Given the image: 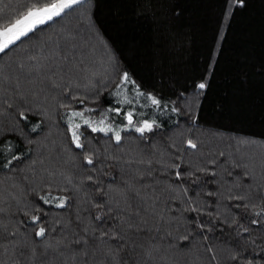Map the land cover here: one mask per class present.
Returning a JSON list of instances; mask_svg holds the SVG:
<instances>
[{"label": "trees", "instance_id": "trees-1", "mask_svg": "<svg viewBox=\"0 0 264 264\" xmlns=\"http://www.w3.org/2000/svg\"><path fill=\"white\" fill-rule=\"evenodd\" d=\"M33 2L0 0V28ZM83 19L100 45L84 33ZM76 25L70 38L55 39ZM94 52L105 53L109 66L92 79L101 60ZM125 72L161 101L141 107L144 97L125 85L139 101L135 111L145 113L134 119L155 121L152 131H121L117 143L80 121L84 148L77 149L68 114L93 109L85 113L92 119L131 108L114 95ZM85 77L90 84L80 88ZM18 79L30 84L17 88ZM201 82L202 93L194 87ZM50 125L51 153L42 148ZM238 141L264 148V0H84L0 54V205L10 209L0 213V253L9 251L12 264H101L117 242H101L100 231L122 220L127 244L118 259L264 264L263 162L244 147L234 152ZM49 172L56 176L47 179ZM59 197L64 208L55 206ZM32 216L41 217L45 238L35 236ZM84 239L88 245L76 243Z\"/></svg>", "mask_w": 264, "mask_h": 264}, {"label": "snow or ice", "instance_id": "snow-or-ice-1", "mask_svg": "<svg viewBox=\"0 0 264 264\" xmlns=\"http://www.w3.org/2000/svg\"><path fill=\"white\" fill-rule=\"evenodd\" d=\"M82 3H84V0H46V2H41V0H36V2L31 3L30 6L26 7V11L21 13L14 20V22H10L7 26L0 28V54L5 53L7 49L15 45L21 39L29 37V34L34 33L41 26L49 24L50 22L54 21L56 18L61 17L67 11L73 9L75 6ZM231 3L239 6H243V0H231ZM128 84L134 86L133 90L135 91L136 97H144L145 103L142 104L141 107H147L148 106L147 102L149 101L152 106H155L156 108L161 107L160 99L156 98L151 94H146L140 91V89L137 86H135V82L131 79L129 74L125 72L121 76L120 85L117 86V92L114 93V95L119 96L123 93L124 99L122 101H118V103L131 105L132 107L128 109H125L123 107H119L115 109L109 108L108 112H114L116 116H121V114L123 113L122 119L127 121V123L124 125L123 128L113 129V127L110 124H106V118L96 122L90 119L89 117L85 116L86 112L94 111L93 109L85 108L83 111H71L68 114L67 123L69 126V131L71 132L72 143L75 145L77 149L84 148V144L82 143L81 140L83 133L80 132V128L82 125L81 123H76L75 118H79L82 121V124L86 126L88 129H90L91 132L93 133L102 132L105 135H107L108 133H112L117 143L121 141V131L132 129L135 132L140 133L141 135H143L146 130L152 131L153 124L155 123V121L149 122L148 120H144L141 122L134 119V117L145 115V113L143 112L137 113L135 111L136 105L139 103V101L135 98H128L126 94L128 89L123 87L124 85H128ZM194 87L195 89H199L200 92L202 93V91L206 89L207 84L201 82L195 85ZM194 94H199V93H194ZM172 110L174 112L179 111V109L177 108H173ZM27 118L28 117L25 115L24 112L20 113V119L27 120ZM188 146L192 148L196 147V145L191 140L188 141ZM85 160L87 164L89 165L93 164V159L90 156H86ZM176 175L177 178H179L180 173L177 172ZM89 179H91V177H89ZM40 199L45 204L51 203L48 197H40ZM56 199H58V203L55 206L57 208H64L65 199L63 197H59ZM102 204L103 201L98 203L96 206L101 207ZM195 210L196 209H193V211ZM108 212L111 213L112 209L109 208ZM138 214L139 213H137V215ZM257 215H259V213H257ZM115 218L119 219L118 216ZM95 220L102 221V223H106V221H103L102 217L99 215L95 217ZM253 223H256V221H253ZM31 224L37 226V229L35 231L36 237L42 239L46 237L48 230L43 226L40 216H32ZM122 225H123V221L121 220L119 223L115 225H109L108 230L101 229L100 236L97 239H99L101 242L107 243V241H105V237H107V240L117 242L113 245H109V251L106 253L108 259L102 261L101 264H137L135 260L129 261L122 258L118 259L120 250L123 249L127 244V241L125 240V236L121 235V233L125 232V229ZM132 227L133 225L131 223L127 224V228L129 230L132 229ZM245 231H247V229H245ZM12 235H15V233H13ZM76 243L78 244L83 243L84 245L89 244L87 239H84L83 241L78 240L76 241ZM91 247L98 248L99 246L91 245ZM113 249L114 251H112ZM80 251L84 252L85 256L88 255L87 251L84 248H81ZM132 255L133 253L130 252L129 256ZM84 264H88L87 260L84 261Z\"/></svg>", "mask_w": 264, "mask_h": 264}, {"label": "rangeland", "instance_id": "rangeland-1", "mask_svg": "<svg viewBox=\"0 0 264 264\" xmlns=\"http://www.w3.org/2000/svg\"><path fill=\"white\" fill-rule=\"evenodd\" d=\"M80 25H82L83 26V28H84V33L87 35H94V39H95V33H94V30H93V28H92V26H90V24H89V22H88V20L87 19H83L81 22H80ZM79 27L80 26H78V25H76V26H74L70 31H66L65 33H60L58 36H57V38H55L56 40H59V41H64V40H67L68 38H70L71 37V34H72V31H77L78 29H79ZM97 38V37H96ZM55 39H53V40H55ZM46 43V42H45ZM96 43L98 44V45H100L99 44V40H98V38L96 39ZM42 46V45H41ZM40 46V47H41ZM96 52H97V50H96ZM96 52H94L96 55H98ZM106 56L105 55V53L104 54H101L99 57H100V59H101V56ZM26 58V56L25 57H23L22 58V60H24ZM21 60V61H22ZM102 61H103V59H101ZM101 60L98 62V64H97V62H93L95 65L97 64V67H96V70H95V72L93 73V75L91 76V78L92 79H94V78H99L102 74H103V72L105 71V69L107 68L108 69V66H109V64L107 63V62H104L103 61V63H101L100 64V62H101ZM21 61L18 63V65H17V67H19V68H21L23 71H27L28 72V68L26 69V66L25 65H23L22 63H21ZM93 63H92V65H93ZM31 70H33V68L31 69ZM99 71V72H98ZM108 71V70H107ZM102 72V73H101ZM105 73V72H104ZM89 76V75H88ZM103 76H105V74H103ZM87 78L88 77H85L84 79H85V82H83L82 84H81V87L80 88H85L86 87V84L88 83V81H87ZM28 84H30V82L28 81V80H24V79H18L17 80V88H20V89H22L24 86H27ZM88 84H90V83H88ZM93 85V84H92ZM91 85V86H92ZM123 87H125L126 89H127V87L124 85ZM17 88H15L16 90H18ZM30 89V88H29ZM127 94V93H126ZM128 96V95H127ZM117 98L120 100V101H122L123 99H124V94L122 93L121 95H117ZM129 98V97H128ZM40 103H41V105H44V106H42V107H46V105L48 104V99L47 98H41L40 99ZM44 112H45V114L47 115L49 112L47 111V110H44ZM48 116V115H47ZM106 118V124H110L113 128L115 127V125L116 126H119V128H122L126 123H127V121H125L124 123H122L121 122V120L120 119H118V116H116L115 114H112V115H105V116H103V115H101L99 118H97V117H93L92 119L94 120V121H96V122H98L99 120H101V119H105ZM48 119H51V117H49ZM81 120L79 119V118H75V122L76 123H79ZM113 124H115V125H113ZM55 136H56V133H55V130L52 128V125H50V127H49V130H48V133H47V135H46V139L48 140V142H50L49 144L47 143V144H43L42 145V148L43 149H46L47 148V150L51 153V152H54V149H55V147H56V145H57V142H56V140H55ZM237 145V149H232L231 147H229L230 149H232L234 152H236V151H239L238 149L239 148H245V149H243V151H247V155H249V156H254L255 158H256V160L258 159V158H260L261 160H262V162H263V164H260V162H257L258 164H260L261 165V167H262V169H261V167L259 168V171H261V173H259L260 174V176H262V180L264 181V148H260V147H258V146H253L252 144H249L248 142L247 143H244V142H235ZM42 144V143H41ZM41 152V150H39V153ZM67 164H69V163H67ZM259 166H257L256 164H254V166L253 167H251V169H252V171L254 172V170L255 169H257ZM56 174V172H49L46 176L48 177L47 179H50L51 177H53V176H56L55 175ZM255 174V173H254ZM57 175L58 176H60V177H63V179L66 181V179L64 178V176L61 174V173H57ZM3 194H4V197H6L5 199H7V198H9V197H11V194H9V193H7V192H3ZM1 199V198H0ZM2 201H3V199H1V203H2ZM0 203V204H1ZM9 210L10 209H8L7 207H4L3 205H0V213H2L3 215H6V214H8V212H9ZM1 223H2V221H1ZM9 224V223H8ZM18 246V245H17ZM18 248V247H17ZM42 248V247H41ZM30 252H32V254L33 255H35V252H36V250L35 249H33V247L31 248V250H30ZM44 252H51V253H53V251H52V249L50 248V247H44ZM15 254V253H14ZM8 256H11V254L9 253V251L8 252H5V250H4V252H1L0 253V264H12V262L11 261H8V259H7V257Z\"/></svg>", "mask_w": 264, "mask_h": 264}]
</instances>
